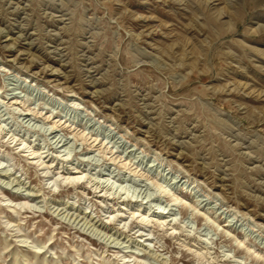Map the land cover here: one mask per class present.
<instances>
[{"label":"rangeland","instance_id":"rangeland-1","mask_svg":"<svg viewBox=\"0 0 264 264\" xmlns=\"http://www.w3.org/2000/svg\"><path fill=\"white\" fill-rule=\"evenodd\" d=\"M0 264H264V0H0Z\"/></svg>","mask_w":264,"mask_h":264},{"label":"bare ground","instance_id":"bare-ground-1","mask_svg":"<svg viewBox=\"0 0 264 264\" xmlns=\"http://www.w3.org/2000/svg\"><path fill=\"white\" fill-rule=\"evenodd\" d=\"M67 174H68L67 179L71 180V181H69L71 183H75L77 181L80 182L85 177L84 174H83V172H80L79 170H74L73 171L71 169H67ZM162 192H165L166 193V190L163 189ZM146 217L147 216H145V217L143 216V218H144L143 220H145ZM39 252H37V253H39Z\"/></svg>","mask_w":264,"mask_h":264}]
</instances>
